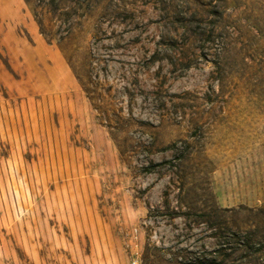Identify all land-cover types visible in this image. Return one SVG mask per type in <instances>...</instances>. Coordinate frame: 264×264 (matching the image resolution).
<instances>
[{
    "label": "rangeland",
    "instance_id": "1",
    "mask_svg": "<svg viewBox=\"0 0 264 264\" xmlns=\"http://www.w3.org/2000/svg\"><path fill=\"white\" fill-rule=\"evenodd\" d=\"M56 2L0 3V264H264V0Z\"/></svg>",
    "mask_w": 264,
    "mask_h": 264
},
{
    "label": "trees",
    "instance_id": "2",
    "mask_svg": "<svg viewBox=\"0 0 264 264\" xmlns=\"http://www.w3.org/2000/svg\"><path fill=\"white\" fill-rule=\"evenodd\" d=\"M29 4H33L36 9L45 7L49 8L50 12H54V9H56L60 4L56 1H62V0H50L49 2H46V0H26ZM40 27H41V33H43L45 36L50 37L51 39L56 35L51 30L48 32L46 29H44V25L42 21H39ZM70 31L67 30V34H69ZM66 36L60 37V41H62ZM258 229V227H256Z\"/></svg>",
    "mask_w": 264,
    "mask_h": 264
},
{
    "label": "crops",
    "instance_id": "3",
    "mask_svg": "<svg viewBox=\"0 0 264 264\" xmlns=\"http://www.w3.org/2000/svg\"><path fill=\"white\" fill-rule=\"evenodd\" d=\"M0 3H2V0H0Z\"/></svg>",
    "mask_w": 264,
    "mask_h": 264
}]
</instances>
